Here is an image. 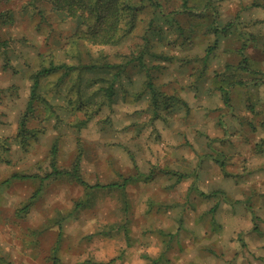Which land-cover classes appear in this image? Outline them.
Masks as SVG:
<instances>
[{
  "label": "rangeland",
  "instance_id": "obj_1",
  "mask_svg": "<svg viewBox=\"0 0 264 264\" xmlns=\"http://www.w3.org/2000/svg\"><path fill=\"white\" fill-rule=\"evenodd\" d=\"M130 2L94 46L49 0H0V264H264V0ZM55 143L92 185L134 179L49 177Z\"/></svg>",
  "mask_w": 264,
  "mask_h": 264
},
{
  "label": "trees",
  "instance_id": "obj_2",
  "mask_svg": "<svg viewBox=\"0 0 264 264\" xmlns=\"http://www.w3.org/2000/svg\"><path fill=\"white\" fill-rule=\"evenodd\" d=\"M53 3L54 7L63 14H66L69 18L77 19L79 26L76 31V38L80 41L90 43L94 46L109 45L115 43L119 39V34L123 30V25L127 27V31H130L134 26L135 9L132 6L130 0H49ZM182 9L185 12H190L193 7L214 9V0H201L202 6L192 5V0H181ZM228 26H232L229 24ZM228 27H225V30ZM247 62V60H246ZM64 67V65H63ZM72 69V67H70ZM69 68V69H70ZM54 69H44L39 75L52 72ZM74 70V67L73 69ZM117 79L118 75L115 76ZM39 86V78L35 79V85L33 90V96H36V88ZM229 95L225 96V102L230 104ZM26 117L21 124V133H27ZM57 149L58 144L55 143L52 149L53 157V173L50 176L55 178H69L71 181H75L78 184L85 187L88 194H93L98 190H114L117 188H124L127 184L133 180V177L125 178L124 183L112 182L109 184H95L92 185L87 182L82 173L80 161L77 159L70 169H59L57 166ZM34 176L28 175H13L12 179H28ZM38 194V193H37ZM36 198L34 195L33 199ZM83 201L77 202V205L82 204ZM32 205L28 204L21 209V214L28 213ZM57 260V259H56Z\"/></svg>",
  "mask_w": 264,
  "mask_h": 264
}]
</instances>
